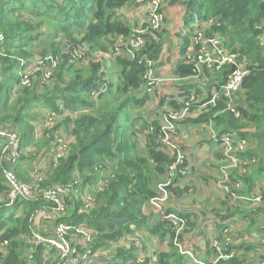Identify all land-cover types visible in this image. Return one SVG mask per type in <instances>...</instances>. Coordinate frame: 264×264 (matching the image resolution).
Masks as SVG:
<instances>
[{
    "label": "trees",
    "instance_id": "1",
    "mask_svg": "<svg viewBox=\"0 0 264 264\" xmlns=\"http://www.w3.org/2000/svg\"><path fill=\"white\" fill-rule=\"evenodd\" d=\"M136 1L0 0V124L16 128L24 146L36 142L34 122L37 115L33 114L32 108L56 109L57 101H61L74 113V120L65 119L64 126H69L71 122L75 141L71 143L67 155L59 158L58 165L48 173L42 186L67 185L76 170L80 176L91 180L95 167L107 166L110 173L105 180V189L98 194L97 206L85 214H77L73 219V222H85L96 231L93 248L108 247L110 241L115 242L133 233L134 229L143 231L146 228L149 233L161 237L170 233L171 239L174 238L175 228L169 221L163 218L157 226L149 225L142 213V205L156 194L152 188L153 173L166 170L171 160L156 148L157 144H145L142 149L133 137L135 130L148 127L144 117H133L132 114L135 107L143 106L150 98V94L142 89L145 64L130 60L125 55H116L108 67L102 58L91 59L83 66L80 60L71 56V51L79 45L85 44L89 50H105L109 37L127 36L131 27L118 19L116 12ZM163 4L179 9L177 15L182 24L181 35L178 36L179 59L174 73L179 76L192 74V65L185 64L182 59L191 43L193 25L196 20H212L213 23L205 29V35L223 34L227 39L225 46L236 53V62H244L249 67L238 93V105L235 102L241 109L242 117L239 119L226 112L228 123L232 122L235 128L231 127L238 130L246 119L258 122L261 119L258 112L264 108V0H164ZM41 23L47 27L46 34L38 32ZM160 31H164L163 28ZM159 32H155L157 39L143 34L147 42L141 54L155 60L159 58L162 48ZM57 33L62 35L63 40L50 51L59 55L56 57L59 65L56 70L52 67V81L41 83L40 73L35 75L32 85L19 88L13 102V90L28 58L41 52V46L37 49L40 42L37 45L36 41L41 40L40 35L46 39L57 37ZM168 37L165 31L164 38L167 40ZM66 43L72 46L69 53L64 50ZM229 71V66L223 67L221 81L227 78ZM101 86L104 90L98 93L96 99L94 95L91 97V93L99 91ZM163 101L164 98L160 103ZM81 108H88L89 111ZM48 140L44 137L39 144L48 143ZM0 141L3 144V140ZM146 147L155 167H150L146 155L142 153ZM86 172L92 175H85ZM15 173L19 180L28 181L25 170L17 168ZM172 178L174 183L177 176ZM2 188L4 185L0 184V190ZM41 205L52 208L54 203L44 198H18L11 206H0V243L8 241L5 246L0 245V264H26L30 215ZM21 206L24 210L20 215L17 211ZM75 211L73 214H76ZM7 213L8 216L5 215ZM169 245L172 250L175 249L173 243ZM43 249V245L35 248L34 259L39 260ZM135 250L133 244L128 248L117 247L110 264H144L135 261ZM167 256L160 253L159 262L166 264L164 258ZM231 264L236 262L231 261Z\"/></svg>",
    "mask_w": 264,
    "mask_h": 264
},
{
    "label": "crops",
    "instance_id": "2",
    "mask_svg": "<svg viewBox=\"0 0 264 264\" xmlns=\"http://www.w3.org/2000/svg\"><path fill=\"white\" fill-rule=\"evenodd\" d=\"M142 4L143 3H139V6H137L134 3H131L129 4L130 6L125 5L119 8L116 12L117 18L125 22L123 16L121 15L119 17V15L127 8H134L139 11L138 7ZM174 9L177 8L174 7ZM178 11L179 9H177V12ZM135 14H140V12H135ZM164 17L165 14L163 16V22ZM126 24L133 26L134 23L130 22ZM180 26H182L181 22ZM163 27V30L166 31L167 28L165 26ZM167 33L170 34V32ZM147 34L151 35L150 33ZM180 35L179 27L177 37ZM216 35L219 36L220 39L223 37L225 41H227L223 34ZM152 37L157 39L155 33ZM159 37H161L159 41L161 42L162 48L159 53V58L156 59L159 63L156 62L155 70L158 73L159 68L161 67L169 69V72L166 73L168 75L165 76L171 78L169 80L175 82L177 87L176 90L171 88L170 93L166 94L165 97H162L164 98L162 104L159 100L158 105L162 107L163 111L161 112V107H159V110L151 117V121L147 120V129L134 131L135 136L133 137L137 140V143L142 149L145 147V144H157L158 147L156 148L161 150L171 159L166 165V170L164 168L163 172H155L152 175V188L156 192L155 196L159 194L157 183L160 181L166 182L169 180L168 194L165 201L162 202L163 210L161 211L158 210L149 200L151 197L142 205V213L146 216V223L149 222V225L157 226L158 222L163 219L164 213L182 215L187 219L188 228L178 237L179 245H181L182 248L191 250L198 259L205 261L213 258L214 251L212 240L217 239L224 243V247L231 254L229 261L227 260L223 264H231V261L236 262V264H261L264 261V204L262 202H255L253 197L264 190V142L257 141L252 134L259 127L261 119L256 123L246 119V121L243 122V126L237 130L233 129L235 127L232 122L228 123L225 113L229 111L224 108L222 109L221 105L218 104L222 103L224 107V103L221 100L217 101V107L208 106L202 108L198 105L192 106L189 109L190 113L188 116L178 122L177 129L173 134V141L181 153L182 160L174 170L170 171L169 164L176 156H174V151L167 148L159 140V128L163 114L168 110L176 108L177 105V108H179L184 101L190 98V96H194L197 101H205L211 95V91L216 84L221 81V71L223 68L214 69L203 67L202 71L198 74L186 76L176 75L173 71L175 64L171 66L159 65L165 59V50L168 47V43L171 42V36L166 40L164 38L165 32H163V34L158 35V38ZM178 57L176 58L175 63L179 59ZM41 58L42 55L34 53L28 58V62L40 61ZM174 78H176L177 81H175ZM19 90V87H17L12 96L13 102H15L18 96ZM240 90L233 97V101L236 102V104L239 101L238 93ZM150 101H153V96L151 95L146 103ZM60 103L63 104L67 111L65 116L61 114L58 119L65 121V119L70 118L69 120L72 122V112L63 102L60 101ZM145 104L143 106H145ZM56 106V109H58L59 106ZM238 108L240 110V116L237 118L240 119L242 114L239 106ZM36 109L37 118L34 122L35 137L39 135V132H41L42 135H51L52 131L50 129H45L44 127V119L47 109H39L38 106ZM263 112L264 109L259 113L260 118L263 115ZM35 113L36 112H33V114ZM136 116H139V114L133 113V117ZM71 122L69 126H64L63 122L58 121L55 124V128L57 129L63 126L68 130L69 135L74 137L71 131ZM150 134L152 136H150ZM228 134H236L240 137H246L252 140L253 144L250 143L252 144L250 147H243L244 149L240 152V156L244 160H251L249 161V164L247 166H245L246 164H243L236 168H229L228 177L224 180L222 178V171L225 161L221 137ZM50 141L51 140H48L47 144H50ZM69 141L71 142V140ZM3 144L0 141V184L3 182V166L10 167L14 171H16L17 168H21L25 170L28 177V171L35 166V163L30 165L33 160L30 154L38 151L36 145H34V150L30 151L27 156L21 157L22 159L17 163H14L9 162L7 157L4 156ZM52 149L53 147L49 146V151H52ZM142 153L146 155L145 157L147 158L150 167H155L156 164L153 159L149 157L147 147L142 150ZM21 163L24 165H21ZM42 164H45V160L40 161L41 166ZM95 168L99 169L100 166ZM95 168L94 174L92 175L94 180H96L95 176H97ZM173 176H177L174 183ZM28 180L30 179L28 178ZM3 189L4 188H2L0 192ZM71 195L73 194L70 193L69 197H71ZM97 197L98 194L96 195L95 207L98 203ZM65 200L67 204L76 205L77 210H74L76 214H73V211L70 214L55 218L50 223L41 216L34 222H30V229L33 227L38 228L45 233L54 236L57 235L61 229H67L65 238L68 241L79 240L82 244L80 248L81 253H87V251L91 250L96 254L95 259L88 258L82 264H98V261H100L99 264H110L113 252L117 247L128 248L132 244L136 247V262L144 259L141 263L145 264L147 261H153L155 264H161L158 256L160 253H166L168 254V256L164 258L166 264H194L180 254L179 248L173 243L170 233L161 237L159 234L149 233L146 228L143 231H136L137 229H134L133 233L122 236L115 242L110 241L108 247L99 246L93 248L95 239H93L90 244H87V236L88 233L96 231L87 226L85 222H73L74 217L78 216L77 214L86 213L78 212L81 205V197H78L75 200L71 198ZM41 208H45V206L41 205L37 210ZM23 210L24 207L21 206L17 211L18 214L21 215ZM132 228L136 227L132 226ZM129 241L130 243L128 244ZM170 242L174 244V250L171 249L169 245ZM57 256V251L51 249L48 253L43 251L39 260H36L34 259L33 252L31 258L26 260V264H55Z\"/></svg>",
    "mask_w": 264,
    "mask_h": 264
},
{
    "label": "built area",
    "instance_id": "3",
    "mask_svg": "<svg viewBox=\"0 0 264 264\" xmlns=\"http://www.w3.org/2000/svg\"><path fill=\"white\" fill-rule=\"evenodd\" d=\"M163 2L164 0L151 1L146 25L149 27L147 29L152 36L155 32H159L162 29L163 14L160 6L163 5ZM212 23V20H196L191 34V43L182 60L185 64L192 65V74L200 73L203 67L221 69L225 66H229L230 71L228 76L226 79L216 84L211 91V95L205 101H197L194 96H190V98L184 101L179 108H173L163 114L159 128V140L162 144H172L170 137L175 133L178 122L188 116L187 112H189V109L194 105L205 108L208 106H214L218 100L222 99L226 110H229V112L236 117L240 116V110L233 101V97L242 88L244 78L249 72V67L244 62H236V53L228 50L219 36L205 35L206 27ZM143 31L144 29L137 27L131 29L130 33L125 37L119 36L116 38L114 36L116 39L114 55H125L130 60H136L138 63L145 64L146 68L143 74L142 89L144 93L152 95L153 91L159 87L165 79L171 78L157 76L155 74V64L157 60L150 58L146 54H141L147 42V39L143 35ZM1 41L2 37L0 35V42ZM87 50V45H80L78 50L74 49L71 51L72 59L87 63ZM40 62L41 60L35 62L29 61L26 63L20 73V80L14 88L13 93H15L17 87L22 88L32 85L35 80V75H33V73L36 71L40 72L41 83L49 84L52 81V67H55L56 60H51V64L48 67L41 66ZM174 80L177 81L176 78H174ZM102 90H104V88L102 86L99 87V91L92 92L91 97L94 95V98H96L98 93ZM57 105L59 106L58 109L46 108V116L44 119L45 129L48 130L52 128L50 130L52 131L51 135L53 136V139H50L49 146L53 147L55 145V149L53 147L52 151H49V146H46L37 151L36 158L30 163V165L35 163L34 168L32 167V170L29 172L31 179L26 182L21 181L12 168L7 166L2 167V184L4 185V189L0 192V206H11L18 198L29 200L44 198L46 201L54 203L52 208L45 207L38 210L36 208L30 215V222H34L42 216L48 223H50L57 217L72 213L74 211V204H67L65 200L67 198L75 200L78 197H81V205L78 212L87 213L89 210H92L96 205V195L100 194L105 189V180L110 173L108 172L107 167L105 170L102 166H100L99 169L95 168V173L97 174V176H95L96 180L93 181L91 185L85 184L82 186L78 181V178H76V175L78 177V172L76 170L73 179L68 182L67 185L42 186L47 174L40 165V161L45 160V163L48 161L49 165L54 167L58 163L59 158L67 155L70 147V144H67V136L64 133H61V131H59L61 136H58L59 133L57 129L59 128H55V124L58 121H64L58 119L60 115L62 114L65 116L67 111L60 101H57ZM43 136L44 134L42 135V133L39 132L37 137ZM0 139L3 140L4 143L2 145V147H4V156L7 157L9 162L17 163L22 159L21 157L27 156L30 151L34 150V144L23 146L20 143L19 131L10 124H0ZM221 143L223 144L225 161L222 178L226 180L229 168H236L243 164H246L245 166H247L249 164V161L251 160H244L240 156V152L244 149L243 147L252 146L253 141L236 134H228L221 137ZM43 151L45 153H43ZM180 161V156L174 158L169 164V170H174L180 164ZM168 184L169 180L157 183L159 194L149 199L155 206L157 205L155 202L156 199L165 200L168 191ZM75 187L79 188L71 190ZM70 193L73 194L71 197H69ZM253 200L264 204V190L255 195ZM163 218H165L166 221H169L173 228H175L173 243L178 246L180 254L186 257L190 262L194 264H223L230 259L231 254L224 247V243L217 239L212 240L214 256L211 260L203 261L198 259L191 250L180 248L179 244L176 243V239L180 234L187 230V219L182 215L174 213H164ZM29 233L30 240L28 238L29 250L26 255L27 260L31 258L38 245H43L45 247V253H48L51 249L57 251L58 256L55 264H82L88 258H96V254L91 250L87 251V253H81L80 248L82 244L79 240L68 241L65 238L67 229H61L55 236L49 235L34 227L30 229ZM96 234V232L88 233L87 244L91 243ZM7 242V240H2L0 245L5 246ZM141 260L143 261L144 259ZM145 264L155 263L153 261H147ZM261 264H264V261Z\"/></svg>",
    "mask_w": 264,
    "mask_h": 264
},
{
    "label": "rangeland",
    "instance_id": "4",
    "mask_svg": "<svg viewBox=\"0 0 264 264\" xmlns=\"http://www.w3.org/2000/svg\"><path fill=\"white\" fill-rule=\"evenodd\" d=\"M151 1L152 0H137L134 4L139 6L138 4L139 3H143L140 7H138L139 11L135 10L134 8H127L125 11H123L119 17L122 15L123 18H124V21L126 23H130V22H133V26H130L131 29L133 28H142L144 29L143 31V34H147L149 33V30L147 28V19H146V16L148 18V12L150 10V6H151ZM138 3V4H136ZM130 6V5H129ZM175 6H172V5H161L160 8H161V12L164 16L165 14V17H164V22H163V18H162V22H163V26H165L167 29H166V32H170V34L168 33L170 37V40L171 42L168 43V47L167 49L165 50V59L163 60V62H161L159 65H162V66H165V65H173L175 64V60L176 58L178 57V43H179V40H178V30H179V27H180V23L178 21V15H177V9H174ZM135 12H140V14H135ZM27 16V15H26ZM35 20V19H33ZM141 20V21H140ZM164 28V27H163ZM38 32H44L46 34L47 32V27L44 23H41L39 25V28H38ZM168 30V31H167ZM35 31L37 32V30L35 29ZM162 32H165V31H162ZM161 31L160 33L163 34ZM56 35H58L57 37L54 36L53 38L52 37H49V38H46V39H43V36H41V40H37L36 41V44L38 45V42L39 43V46H38V50L40 49L39 47L41 46V52L40 54L42 55V58L40 59L41 60V66H45V65H50L51 64V60H56V65H55V69L57 68V66L59 65V63H57L58 61V57L57 55H54L53 53H51L50 51L51 50H54L53 47H55L56 45L60 44L59 41L63 40V37L60 33H57ZM216 35V34H215ZM52 36V35H51ZM222 36V35H220ZM223 39V43L225 44V39L223 37H221ZM110 40H111V43H110ZM115 38L114 36L113 37H109L107 39V42H105V45H107V47L105 48V50H102V49H91L89 50V47H88V50H87V53H89V56H88V59H87V63H83V66L87 65L91 59L95 60V58L97 59H101L102 58V62L103 63H106L107 64V67L110 65L111 61L113 60V57L115 56L114 55V52H115ZM176 42V43H175ZM80 45L77 47V50L79 49ZM72 49V46L70 47V45L68 43H66V48H64V50L66 51V53H69ZM169 69H167L166 67H161L159 68V71L158 73L155 72V74L157 76H163L165 78H167L165 75H168L166 73H168ZM39 71H36L33 73V75H39ZM35 78V77H34ZM43 86H45L43 84ZM176 83L175 82H172L170 81L169 79H165L163 81V83L157 87L151 96H153V101H150L148 103L145 104V106H142V107H135L133 109V113H138L139 115H141L142 117H144L146 120L148 121H151V117L153 116V114H155L158 110H159V106L158 103H159V100L162 99V97H165L166 94L170 93V89L173 88V90H176ZM13 97L11 96V99ZM96 99V98H94ZM150 100V99H149ZM221 105L222 109L225 107H223V104L222 103H218ZM218 104H215L213 107H217ZM83 111H89L88 108H81ZM264 108H260L258 114L263 110ZM161 112L163 111L162 110V107H161ZM226 110V109H225ZM32 112H36L35 114L37 115V109L36 108H32L31 110ZM229 111V110H228ZM41 112V111H40ZM132 113V114H133ZM190 112H187V114H189ZM72 120H74V113H72V116H71ZM64 123V121H62ZM66 126V124H65ZM52 129V128H50ZM58 133L59 131H61V133H64L66 136H67V144H70V147H71V143L75 141V137H72L71 135H69V132L68 130H66L65 127H61L59 129H57ZM254 135V138L257 140V141H263L264 142V112H263V115L261 116V121H260V125L259 127L255 130V132L252 133ZM58 136H61L60 133L58 134ZM46 138V139H53V136L52 135H48V134H44L43 137H35V140L36 142H33L34 145H36L37 147V150H40L42 148H45L46 146L48 147L50 144H47V142L45 144H39L43 138ZM72 138H73V141H72ZM71 140V142L69 141ZM170 141L172 144H164L167 148H170L172 151H174V156H180V160H182L181 158V153L179 152V149L178 147L176 146V144L174 143L173 141V134L171 135L170 137ZM54 149H55V145L53 146ZM69 147V148H70ZM69 150V149H68ZM43 153H45L43 151ZM36 155H37V152H34L31 154L32 158L35 159L36 158ZM175 157V158H176ZM21 165H24L23 163H21ZM58 165V163L52 167L49 165V162L46 161L45 164H42V167H43V170H45L46 174L48 175V173H50V171L54 170V168H56V166ZM104 168V170L106 169L107 166H102ZM29 168V167H28ZM31 168V167H30ZM32 170V168L28 171V173ZM85 175H89L90 176V173L89 172H86ZM28 178H30V176L28 175ZM76 178H78V181L80 182V184L83 186L85 184H89L91 185V183L93 181H95L94 179H91V180H88V179H85L84 176H80V174H78V177L76 175ZM79 187H75V188H72L71 190H76L78 189ZM168 194V192H167ZM160 197V196H159ZM158 197V198H159ZM165 200H160V199H156V206H157V209L158 210H163V205H162V202H164ZM6 216H8V213L5 214ZM94 239H97V234L95 235V238ZM29 240H30V237H29ZM26 241H28V238L26 239ZM127 243V242H126ZM130 243V241L128 242V244ZM176 243L179 244V241H178V238L176 239ZM125 244V243H124ZM180 248H182L181 245H179ZM184 249V248H182ZM100 263V261H98V264Z\"/></svg>",
    "mask_w": 264,
    "mask_h": 264
}]
</instances>
